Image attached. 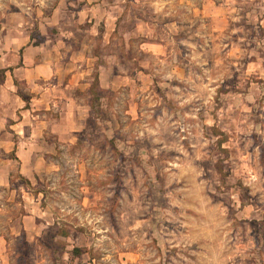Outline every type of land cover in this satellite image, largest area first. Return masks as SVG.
Listing matches in <instances>:
<instances>
[{"label": "rangeland", "instance_id": "rangeland-1", "mask_svg": "<svg viewBox=\"0 0 264 264\" xmlns=\"http://www.w3.org/2000/svg\"><path fill=\"white\" fill-rule=\"evenodd\" d=\"M65 4L0 0V84L29 35H80ZM115 11L31 180L17 144L43 81L0 87V264H264V0ZM99 68L108 88L93 87Z\"/></svg>", "mask_w": 264, "mask_h": 264}, {"label": "crops", "instance_id": "crops-1", "mask_svg": "<svg viewBox=\"0 0 264 264\" xmlns=\"http://www.w3.org/2000/svg\"><path fill=\"white\" fill-rule=\"evenodd\" d=\"M119 1L124 2L126 0H66V9H68V5L77 7L70 24L72 23L75 28L77 27L76 31L80 32L79 36H72L73 33L67 30L69 28L56 27L60 31L57 32L54 39L44 38L42 42L37 44L33 43V38L29 35L24 44L25 47L22 48L23 45L17 47V49H22V55L18 56L19 67L5 70L4 80L0 87L2 89L12 87L13 77L24 78L29 85H37L38 80H42L44 84V87H42L43 84L40 85L41 90L38 91V94L30 98L31 103L29 104L31 106L26 108L27 113H32L30 125L33 131L35 130L34 135H21L19 144H17L16 156L20 161L18 171L22 176L31 180L33 175H39L43 171L40 166L43 164L45 156L41 151L42 148L39 149V144L46 143L43 136L44 130L57 127L63 118H66L65 120L68 122L67 116L63 115L64 107L67 108L70 105L72 107L71 114L75 113L77 101L74 92L76 90L83 91L89 84L86 82V78H89L86 65L93 58L88 52L92 46L91 39L97 36L99 32L105 38L114 31L112 24L118 15L115 7L118 6ZM58 8L59 5L48 17L53 18V24L59 23L55 18L58 15L56 13ZM124 9L125 7H121V11ZM60 23H63L61 25L69 24L68 18L63 22L60 21ZM22 72H25L26 75ZM106 72L108 69L101 70L99 68L97 77L100 88H108L109 86V83L103 84V77ZM55 107L60 108L59 116L53 114L50 116L47 111L54 110ZM67 126L69 127V125ZM25 221L23 220V222ZM25 230H27L26 227ZM2 239L0 235V250L3 245Z\"/></svg>", "mask_w": 264, "mask_h": 264}, {"label": "trees", "instance_id": "trees-1", "mask_svg": "<svg viewBox=\"0 0 264 264\" xmlns=\"http://www.w3.org/2000/svg\"><path fill=\"white\" fill-rule=\"evenodd\" d=\"M41 42V41H40ZM39 41L37 43H40ZM3 71V70H2ZM3 75H2V79L4 77V73H5V70L2 72ZM93 87H98V80H97V74L95 75V78H94V81H93ZM79 249H74L73 252H79L78 251Z\"/></svg>", "mask_w": 264, "mask_h": 264}]
</instances>
